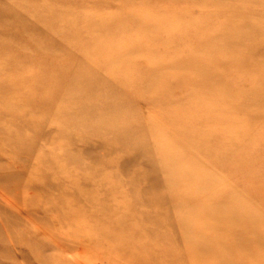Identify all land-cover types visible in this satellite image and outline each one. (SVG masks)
<instances>
[{"label": "rangeland", "instance_id": "obj_1", "mask_svg": "<svg viewBox=\"0 0 264 264\" xmlns=\"http://www.w3.org/2000/svg\"><path fill=\"white\" fill-rule=\"evenodd\" d=\"M26 1L28 4L25 0H0V8H4V15L0 16V84H8L12 91L10 101L0 100V264H140L136 263V259L140 253L146 255L148 250L125 252L130 253L129 258L126 254L122 255L123 252L116 244L125 242L123 236L115 234L113 229L110 232H98L100 228L97 226L100 222L93 223L88 220L87 215H127L131 210L126 206L122 194L127 195V201L138 202L145 197L146 191L154 187L166 189L167 186L173 185L172 179L163 173V167L159 165L166 159L164 151L160 149V143L164 145L165 141H169L179 145L174 131L177 126L156 118L169 115L170 112L162 110L159 102L150 100L149 95L156 86L149 88L142 78L148 76L155 81L161 75L160 82L169 83L174 78L171 72L172 68L177 67V56H185L187 52L195 49V44L198 45L195 52L193 51L195 57H206L210 52L206 48H199L202 46H199L198 39H183L173 49H169L168 53L162 42L164 39L154 38L152 49H158L163 54L132 48L129 56L139 67L135 68L133 73L134 84L125 86L105 67H99L93 62L90 54L66 43L74 36L75 31L71 29L73 27L68 26L70 30H65L63 34L51 31V28L58 24L55 11L48 16H40L37 10L42 0L40 3L39 0ZM89 1L93 3L97 0ZM103 1L111 3L107 6ZM103 1H100L102 3L99 10L106 8L107 12L131 16L133 18L130 17L129 21L132 24L141 23L143 20L132 14L147 12L153 8L161 9L159 3L164 2ZM177 1L179 2L176 6L165 9L174 12L191 3L190 21L197 22L204 17L205 6L202 1ZM80 10L78 8V11ZM80 12L85 11L82 9ZM158 20L149 19L150 30L156 29ZM144 24L147 25L146 22ZM179 25H171V34H182L183 30ZM90 31L94 30L89 26ZM96 32L100 41L106 35L103 31ZM95 33L82 43L92 42ZM127 35H130L132 42L145 38L142 32ZM66 36L69 39L64 43L62 39ZM110 54L116 58L113 56L115 53ZM161 58L170 59L172 66L169 69L156 66L162 73L155 76L148 73L149 67ZM250 58L253 60L257 56ZM66 64L69 70L62 74L61 67ZM259 65L262 67L264 60L260 61ZM79 70L84 74L79 76ZM190 73L202 78V73ZM85 74L90 80L89 84L92 79L94 91L84 92L83 85L72 86L73 81L85 79ZM244 74L234 73L233 77L231 76L232 82L242 83L241 76ZM105 85L111 88L110 93L115 96L116 102L125 106L127 123L137 124L131 134L125 133V129L119 132L105 131L109 125L104 126L102 121H93L94 109L86 103L93 96L104 97L103 90L99 88L106 87ZM57 88L61 89L62 95L48 103L49 93L53 94ZM72 90H78V98L69 96ZM197 90L206 94L210 102L216 98L213 89L211 91L199 87ZM188 91V88L180 87L174 93L183 99ZM237 94L236 90L227 92V96L235 97ZM46 107L49 109L45 110ZM83 112L89 113V118L84 120L79 115ZM241 116L245 117L243 114ZM90 120L91 123H88ZM84 124L88 127L82 128ZM223 128L225 130V127ZM229 131L226 134L231 132ZM16 137L20 139L16 140ZM110 138L119 143L125 141L131 144L110 152L114 149L100 144ZM239 138L241 139L234 146V150L221 156L215 166L216 171L227 183L250 197L264 211V112L254 121L248 134H243L237 139ZM6 141L9 144L5 143ZM133 146L136 147L135 152H131ZM60 160L80 170L95 167L96 177L99 176L100 181L97 182L96 179L97 183L92 186L95 194L105 195L104 199L100 196L87 199L82 190L77 189V185L66 182L61 177L65 170L57 164ZM139 166H143L146 172L157 177L152 180V176L148 179L140 177L137 173ZM112 185L115 187L117 200L111 202L112 206L106 209L104 203L109 202L108 197L114 188ZM166 200L170 222L173 223L185 210L178 208L179 198L169 194ZM136 204L141 209L140 204ZM243 205L248 207L244 202ZM164 225L165 221L157 231L139 237L144 246L157 239L174 238L176 232L169 227L164 228ZM216 236L221 239L219 252L227 253L228 249L222 240L226 241L228 236L223 233ZM165 245H162L164 251L172 248L171 243ZM184 254L187 255L186 251ZM181 259L184 261V256ZM208 260L216 263L210 255Z\"/></svg>", "mask_w": 264, "mask_h": 264}, {"label": "bare ground", "instance_id": "obj_2", "mask_svg": "<svg viewBox=\"0 0 264 264\" xmlns=\"http://www.w3.org/2000/svg\"><path fill=\"white\" fill-rule=\"evenodd\" d=\"M100 1L103 0L93 3H89V0H42L37 11L43 17L55 11L58 24L54 28L50 26L51 31L63 34L69 29L68 26L73 27L71 28L75 31L73 38L66 42L69 39L66 36L62 41L73 44V47L76 46L77 49L90 54L93 62L99 67H105L125 86L134 84L133 73L136 71L135 68L139 67L138 63L129 56L132 48L163 54L158 49H152L154 38L164 39L162 42L168 53V50L173 49L180 40L198 39L199 46H202L199 48H206L210 55L195 57L193 51L195 52L198 47L195 44L194 50L187 52L183 57L177 56V67L172 68L171 72L174 78L169 74L173 78L171 82L161 83V75L155 81L148 76L142 78L149 88L156 86L149 95L150 100L159 102L162 110L170 112L169 115L156 118L162 122H172L178 128L174 131L179 145L169 141H165L164 145L160 143V149L164 151L166 159H163L164 161L162 160L159 165L163 167V173L172 179L173 185L167 186L166 189L154 187L146 191L145 197L138 202H129L127 195L122 194L126 206L131 210L127 215L108 216L105 213H99L98 216L95 213H89L88 220L93 223L100 222L97 226L100 228L98 230L100 233L110 232L113 229L115 234L123 236L125 242L116 244V247L123 252L122 255L136 250H148L146 255L140 253L136 259L138 261L135 260L140 264H185L186 262L264 264V211L250 197L227 183L226 179L217 173L215 167L221 156L226 154L225 152L234 150V146L241 139L237 138L243 134L247 135L254 121L264 112V65L262 67L259 65V62L264 60V0H200L205 6V12L204 17L197 22L190 21L192 19L191 3L180 10L170 12L165 8L176 6L179 1L164 0L159 3L161 9L153 8L147 12L132 14L136 18H143L141 23L137 24L129 21L131 16L107 12L106 8L99 10V5L102 3ZM189 1L195 2V0ZM25 2L28 4V1L25 0ZM110 3L106 2L107 6ZM27 8L25 6V9ZM78 8L84 9L85 12L78 11ZM3 9L0 8V16L4 15ZM149 19H159L156 29L150 30ZM144 22L147 23L146 26ZM177 23L183 30L182 34H171V25ZM89 26L94 31L89 32ZM96 31H103L106 34L101 41ZM135 32H142L145 38L132 42L130 35L127 34H135ZM94 33L95 39L92 42L82 43ZM111 52L115 53L113 56L116 58L111 56ZM251 56H257V58L252 60ZM155 63L149 67L148 71L154 76L162 73L161 69L155 68L156 66L168 69L172 66V61L167 58L157 59ZM65 70H69L67 64L62 66L60 71L65 74ZM190 71L202 73L200 75L202 78H197ZM242 72L245 73L241 76L242 83L234 84L231 80L233 74L239 75ZM78 73L79 76L84 74L82 70ZM89 82L85 74V79L79 82L73 81L72 86L82 87L83 85L84 92L94 91L91 85L92 79L91 84ZM105 86L99 88L103 90L104 97L96 95L86 103L94 109L93 121H102L104 126L109 125L105 131L119 132L125 129V133L131 134L137 124L127 123L125 106L117 103L115 96L110 93L111 88L108 85ZM180 87L189 89L183 99L174 93ZM199 87H205L211 91L213 89L216 95L215 100L210 102L206 94L197 90ZM230 90H236L238 94L235 97L227 96ZM60 94L62 95L61 89L57 88L53 94L49 93L47 102L54 100ZM11 96L12 91L8 84L1 83L0 100L8 102ZM69 96L78 98V90H72ZM34 108L36 109V106ZM48 109L49 107H46L45 110ZM87 112L79 115L85 120L89 118ZM242 114L245 117L241 116ZM91 120L87 122L91 123ZM87 127L88 125L84 124L82 128ZM178 130H180L179 133ZM228 130L231 132L226 134ZM19 139L16 137V140ZM5 143L9 144L8 141ZM100 144L114 149L110 151L114 152L122 146H130L131 142L119 143L110 138ZM135 148L133 146L131 152H135ZM57 164L65 170L61 177L66 182L77 185V189L82 190L87 199L95 196L104 199L105 195L95 194L92 186L100 181L99 176L96 177L95 167L80 170L64 160L57 161ZM138 169L137 173L142 178L148 179L152 176V180L157 177L146 172L143 166H139ZM112 189L113 192L108 197L109 202L104 203L106 209L112 206L111 202L117 200L115 187ZM169 194L179 198L178 208L185 210L184 214H181L180 218H175L173 223L170 222L169 206L166 200ZM243 202L248 207L244 206ZM136 203L140 204L141 209ZM164 221L166 222L164 228L169 227L176 232L174 238L157 239L150 245L144 246L139 237L157 231ZM222 233L228 236L226 241L222 240L228 249L225 254H221L218 250L221 239L216 235ZM109 236L114 237L110 234ZM112 240L115 241V239ZM165 243L172 244V248H168L170 252L163 250L162 245ZM129 254H126V257L129 258ZM209 255L216 263L209 262ZM183 256L184 261L181 259Z\"/></svg>", "mask_w": 264, "mask_h": 264}]
</instances>
